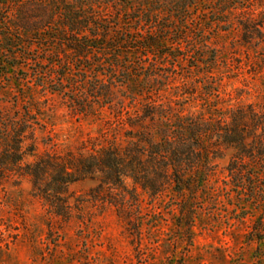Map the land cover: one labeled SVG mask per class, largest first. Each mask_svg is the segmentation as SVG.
Instances as JSON below:
<instances>
[{
  "label": "trees",
  "instance_id": "trees-1",
  "mask_svg": "<svg viewBox=\"0 0 264 264\" xmlns=\"http://www.w3.org/2000/svg\"><path fill=\"white\" fill-rule=\"evenodd\" d=\"M203 2L219 3L197 14L237 13L243 43L263 38L264 0H0V86L8 84L20 97L21 84H31L44 100L60 97L78 115L108 109L129 128L124 146L94 138L75 157L48 152L28 162L24 160L34 155L35 146L23 147L25 132L31 129L32 134L38 123L29 119L30 110L8 117L0 108V184L8 177L27 178L32 195L54 217L69 221V186L88 178L97 181L89 192L95 200L116 195L114 204L109 202L129 213L142 209L143 193L158 198L169 191L180 202L197 199L218 180L214 161L231 150L218 189L232 190L231 198L241 192V198L250 197L259 207L253 215L250 210L256 209L245 203L236 220L254 218L256 227L248 234L261 245L255 234L264 232V103L224 107L220 98L208 97L200 110L190 111L196 93L187 77L176 72L190 48L201 50L196 62L206 61L212 70L217 49L206 33L212 28L230 32L227 24H235L206 18L197 28L186 27L198 19L193 11ZM110 8L112 14L104 13ZM197 29L203 33L195 38ZM36 33L40 59L26 58L18 47ZM190 40L194 43L188 47ZM22 57L39 64L40 72L23 65ZM160 68H171L165 71L167 78L158 73ZM168 84L172 91L165 90ZM210 94L204 89L203 95ZM75 204L78 208L82 202ZM175 206L184 220L179 229L191 235L195 216L187 207ZM134 230L141 234L139 225Z\"/></svg>",
  "mask_w": 264,
  "mask_h": 264
},
{
  "label": "rangeland",
  "instance_id": "rangeland-1",
  "mask_svg": "<svg viewBox=\"0 0 264 264\" xmlns=\"http://www.w3.org/2000/svg\"><path fill=\"white\" fill-rule=\"evenodd\" d=\"M218 3L203 2L195 6L193 13H199L201 8L218 7ZM111 11L110 8L104 13L112 14ZM211 12L197 14L198 19L186 27L197 28L206 18L234 20L235 24H227L226 27L232 28L230 32L212 28L206 33V39L217 49V62L212 70L204 64L206 61L202 65L196 62L203 52L193 53V48L185 52V59L177 64L181 68L176 72L187 77L190 91L196 93L190 111L200 110L203 99L208 97L220 98L224 107L262 105L264 30L261 40L243 43L240 29L236 27L239 16L235 11L225 16ZM193 31L195 38L203 33L198 29ZM39 38L38 33L25 38L18 50L24 52L26 58L40 59ZM193 43L194 40H190L187 46ZM19 61L40 72L39 64L23 57ZM162 63L170 66L169 61ZM165 69L171 71V68ZM163 70L160 68L158 73L166 77ZM210 70L212 73L208 74ZM18 74L24 76V70ZM168 78L173 80V77ZM195 84L197 87L193 86ZM170 85L165 88L168 92L172 91ZM2 88L6 92L0 93V108L5 116L21 117L27 109L31 111L29 119L38 123L33 124L32 134L31 129L25 132L23 147L34 144L35 148L34 155L24 161H33L48 152L64 158L75 157L82 144L89 146L94 138L121 146L129 141L125 134L129 128L115 120L108 109L98 110L94 116L78 115L72 113L60 97L50 96L44 100L31 84H21L20 97L10 91L8 84L1 85ZM204 89L213 94L203 95ZM40 123L45 125L44 129H40ZM231 153V150L223 151L222 157L214 161L218 180L198 194L197 199L180 202L169 191L158 198L143 193L140 195L142 209L129 213L113 205L116 195L104 194L105 202L95 200L89 192L97 185L96 180L77 181L69 186V201L73 207L69 221L54 217L40 199L32 195L27 178L8 177L0 184V264H264V232L253 233L261 239L259 245V240H252L254 236L248 234L254 225L256 227L254 218L236 220L240 215L237 209L245 207V203L256 209L250 210L253 215H258L259 207L250 197L241 198V192L231 198L232 190L218 189L223 185ZM126 182L130 184V180ZM77 200L82 202L78 208ZM176 204L187 207L195 216L191 235L179 229L178 225H183L184 220L177 215ZM135 225L141 227L139 236Z\"/></svg>",
  "mask_w": 264,
  "mask_h": 264
}]
</instances>
